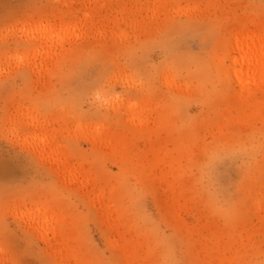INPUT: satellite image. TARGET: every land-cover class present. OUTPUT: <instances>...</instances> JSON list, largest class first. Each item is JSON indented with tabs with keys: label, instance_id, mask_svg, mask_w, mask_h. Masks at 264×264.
<instances>
[{
	"label": "rangeland",
	"instance_id": "374dc122",
	"mask_svg": "<svg viewBox=\"0 0 264 264\" xmlns=\"http://www.w3.org/2000/svg\"><path fill=\"white\" fill-rule=\"evenodd\" d=\"M0 264H264V0H0Z\"/></svg>",
	"mask_w": 264,
	"mask_h": 264
}]
</instances>
